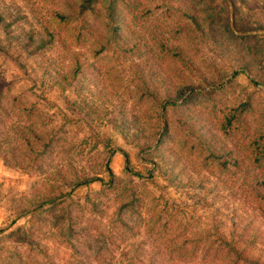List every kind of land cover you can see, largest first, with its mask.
Returning <instances> with one entry per match:
<instances>
[{
	"label": "rangeland",
	"instance_id": "374dc122",
	"mask_svg": "<svg viewBox=\"0 0 264 264\" xmlns=\"http://www.w3.org/2000/svg\"><path fill=\"white\" fill-rule=\"evenodd\" d=\"M263 195L264 0H0V264H264Z\"/></svg>",
	"mask_w": 264,
	"mask_h": 264
},
{
	"label": "trees",
	"instance_id": "16d2710c",
	"mask_svg": "<svg viewBox=\"0 0 264 264\" xmlns=\"http://www.w3.org/2000/svg\"><path fill=\"white\" fill-rule=\"evenodd\" d=\"M125 157H126V161H127V163H129V158H128V154L127 153H125ZM109 170V172H110V174L113 176V172H112V170L109 168L108 169ZM89 181H92V180H94L93 178H90V179H88ZM263 197H264V195H263Z\"/></svg>",
	"mask_w": 264,
	"mask_h": 264
}]
</instances>
